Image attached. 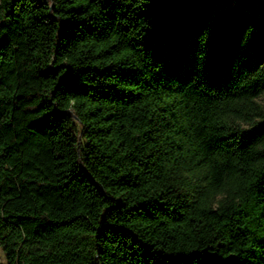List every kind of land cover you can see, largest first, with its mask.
Segmentation results:
<instances>
[{"label":"trees","instance_id":"trees-1","mask_svg":"<svg viewBox=\"0 0 264 264\" xmlns=\"http://www.w3.org/2000/svg\"><path fill=\"white\" fill-rule=\"evenodd\" d=\"M263 96L241 0H0V264H264Z\"/></svg>","mask_w":264,"mask_h":264},{"label":"water","instance_id":"water-1","mask_svg":"<svg viewBox=\"0 0 264 264\" xmlns=\"http://www.w3.org/2000/svg\"><path fill=\"white\" fill-rule=\"evenodd\" d=\"M258 11H264V0H241Z\"/></svg>","mask_w":264,"mask_h":264},{"label":"rangeland","instance_id":"rangeland-1","mask_svg":"<svg viewBox=\"0 0 264 264\" xmlns=\"http://www.w3.org/2000/svg\"><path fill=\"white\" fill-rule=\"evenodd\" d=\"M235 3H237V2H235ZM259 102L264 107V96L259 99ZM0 260L2 262H5V254L3 253V251L1 249H0Z\"/></svg>","mask_w":264,"mask_h":264}]
</instances>
